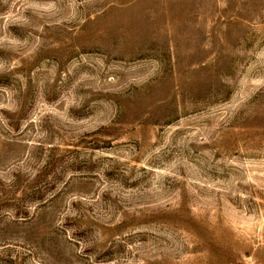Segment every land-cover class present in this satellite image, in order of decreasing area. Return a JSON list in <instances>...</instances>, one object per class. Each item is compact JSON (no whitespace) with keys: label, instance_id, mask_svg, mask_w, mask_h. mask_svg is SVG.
<instances>
[{"label":"rangeland","instance_id":"obj_1","mask_svg":"<svg viewBox=\"0 0 264 264\" xmlns=\"http://www.w3.org/2000/svg\"><path fill=\"white\" fill-rule=\"evenodd\" d=\"M0 264H264V0H0Z\"/></svg>","mask_w":264,"mask_h":264}]
</instances>
